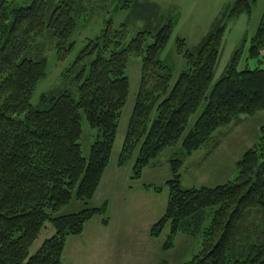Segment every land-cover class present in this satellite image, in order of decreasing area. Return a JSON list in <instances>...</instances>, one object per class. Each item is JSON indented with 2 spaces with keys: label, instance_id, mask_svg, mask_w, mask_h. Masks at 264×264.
<instances>
[{
  "label": "trees",
  "instance_id": "obj_1",
  "mask_svg": "<svg viewBox=\"0 0 264 264\" xmlns=\"http://www.w3.org/2000/svg\"><path fill=\"white\" fill-rule=\"evenodd\" d=\"M235 1L230 14L248 10L246 0ZM81 8L79 0H0V264H69L62 259L67 236L105 213L106 203L94 205L91 198L128 96L131 55L140 56V78L117 164L130 160V179L137 180L162 148L175 147L163 185L142 184L155 192L168 189L149 236L159 237L167 227L161 246L171 248L175 235L192 233L209 209L200 249L181 264H264V124L256 143L235 162L234 179L181 185L183 161L211 141L220 125L264 109V68L238 69L239 48L211 83L224 30L216 20L193 48L178 39L186 66L174 78L160 57L170 20L155 33L139 30L127 40L125 24L115 27L108 18L65 66L59 83L31 102L47 72L48 50L56 60L71 52ZM249 47L250 57L264 48V10ZM81 112L97 130L87 156L79 143ZM72 200L81 202L77 210L60 211ZM46 222L53 234L29 254Z\"/></svg>",
  "mask_w": 264,
  "mask_h": 264
},
{
  "label": "rangeland",
  "instance_id": "obj_2",
  "mask_svg": "<svg viewBox=\"0 0 264 264\" xmlns=\"http://www.w3.org/2000/svg\"><path fill=\"white\" fill-rule=\"evenodd\" d=\"M235 2V0H79L83 9L81 8L77 27L72 36L74 46L67 56L59 60H56L53 50H48L47 72L45 76L38 80L31 102H34L41 92L59 83V78L65 66L76 55L87 38L94 37L102 26L107 24L108 18L112 19L110 24L115 27L119 28L121 23L125 24L123 32L127 40L139 30L148 29L151 34L155 33L157 28L170 20V30L164 41L160 57L171 65L174 78L186 66V61L179 50L178 39L184 38L185 46L193 48L204 38L207 31L215 26L216 20H220L219 25L223 24L224 30L220 43L221 49L213 69L211 83L218 79L235 51L239 48L240 52L236 58L238 69L252 68L256 65L264 68V48L258 56H248L251 37L259 25L264 10V0H246L249 6L248 10L242 8L238 13L230 14ZM146 3L153 4L156 9L153 10L147 7ZM126 74L129 79V91L116 130L112 155L110 156L111 161L118 154L117 151L122 143L138 88L140 56L131 55L129 57ZM200 107L201 105L196 113L190 117V122L194 121L201 110ZM79 122L81 127L79 143L82 154L87 156L89 146L97 136V130L90 127L82 112ZM262 124H264V109H258L252 114H239L231 119L229 123L220 125L211 141L206 142L183 161L181 167L182 187L199 186L200 184L210 185L222 181L223 175L230 178V180L234 179L237 169L236 159L241 157L246 148L256 143V139L260 134L259 128ZM174 150V146L162 148L151 164L146 167L143 180H155L154 184L163 185L164 181L170 176L167 159ZM126 164L129 165L130 160ZM232 170L233 172H231ZM167 192L168 189L164 187L159 193V206L161 204L165 206ZM80 204V201L72 200L69 205L63 206L60 211L77 210ZM204 213L205 216L202 222L192 233L178 232L174 237L173 246L162 252L159 246L165 239L167 231V227H165L155 242L159 256H162L171 264H181L197 252L200 249L202 230L211 219L209 209L205 210ZM53 232L52 224L46 222L32 242L29 254H32L41 242L51 236Z\"/></svg>",
  "mask_w": 264,
  "mask_h": 264
},
{
  "label": "crops",
  "instance_id": "obj_3",
  "mask_svg": "<svg viewBox=\"0 0 264 264\" xmlns=\"http://www.w3.org/2000/svg\"><path fill=\"white\" fill-rule=\"evenodd\" d=\"M117 156L113 161L110 157L91 201L94 205L105 202V213L87 219L80 233L65 240L62 259L69 264H160L163 260L155 243L158 237L148 234L150 224L165 209L164 204L158 205L162 190L155 192L142 186L155 181L143 180L146 168L141 178L131 180V163L118 165ZM222 177V181L210 185L224 182L226 176Z\"/></svg>",
  "mask_w": 264,
  "mask_h": 264
}]
</instances>
